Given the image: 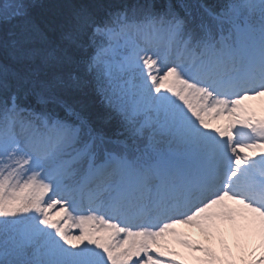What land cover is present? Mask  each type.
<instances>
[{"label":"snow or ice","instance_id":"obj_1","mask_svg":"<svg viewBox=\"0 0 264 264\" xmlns=\"http://www.w3.org/2000/svg\"><path fill=\"white\" fill-rule=\"evenodd\" d=\"M37 7L0 0V264H177L166 235L215 261L177 225L245 214L264 236V115L243 106L264 0Z\"/></svg>","mask_w":264,"mask_h":264},{"label":"rangeland","instance_id":"obj_2","mask_svg":"<svg viewBox=\"0 0 264 264\" xmlns=\"http://www.w3.org/2000/svg\"><path fill=\"white\" fill-rule=\"evenodd\" d=\"M243 106L254 110L258 115H264V98L245 101ZM198 229L197 238L189 242L210 251L216 257L215 261H210L204 251L186 248L174 237L167 235L161 240L163 250L168 253L165 258L173 259L177 264H247L253 254L259 257L261 245L264 244V236L261 235L258 223L253 222L252 216L247 227L226 221L216 223L210 230Z\"/></svg>","mask_w":264,"mask_h":264},{"label":"trees","instance_id":"obj_3","mask_svg":"<svg viewBox=\"0 0 264 264\" xmlns=\"http://www.w3.org/2000/svg\"><path fill=\"white\" fill-rule=\"evenodd\" d=\"M117 5L129 2V0H114ZM77 0H38L39 7L35 9L36 13L43 18L59 22L63 16L68 12V6ZM209 4L221 3L222 0H206ZM88 101L94 115L100 118L99 122H103V117L107 115L106 109L99 97L95 94H89ZM112 122H109L106 127H110Z\"/></svg>","mask_w":264,"mask_h":264},{"label":"bare ground","instance_id":"obj_4","mask_svg":"<svg viewBox=\"0 0 264 264\" xmlns=\"http://www.w3.org/2000/svg\"><path fill=\"white\" fill-rule=\"evenodd\" d=\"M107 3L114 5V6H118L114 0H106ZM249 220V219H247ZM246 219L243 218V216L241 217H237L235 222H231V223H237V224H247ZM249 222V221H248ZM176 230L182 234L183 238L188 240V241H192L193 239L197 238V235L199 234V229L198 227H192V228H186V227H176Z\"/></svg>","mask_w":264,"mask_h":264}]
</instances>
